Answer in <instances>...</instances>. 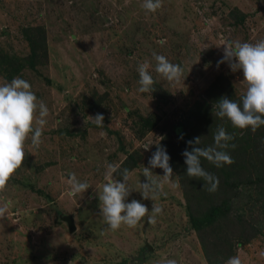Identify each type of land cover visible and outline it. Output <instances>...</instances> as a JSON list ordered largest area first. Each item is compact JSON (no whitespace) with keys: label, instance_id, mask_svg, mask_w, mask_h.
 Segmentation results:
<instances>
[{"label":"rangeland","instance_id":"374dc122","mask_svg":"<svg viewBox=\"0 0 264 264\" xmlns=\"http://www.w3.org/2000/svg\"><path fill=\"white\" fill-rule=\"evenodd\" d=\"M142 3L0 0V83L27 80L49 109L42 143L25 142L24 162L0 192V264H207L188 215L199 218L211 205L227 213L216 221L219 241L209 256L220 264L237 255L242 264H264V126L255 133L234 128L213 109L221 97L240 102L246 91L242 73L217 62L222 39H264V0H162L154 13ZM153 52L182 66L180 81L154 71ZM146 60L155 81L150 95L137 90V67ZM98 113L103 128L88 118ZM220 126L235 136L228 149L235 163L216 168L202 159L219 178L209 193L202 179L186 174L182 152L196 137L211 146ZM158 143L179 187L162 182L166 195L144 199L137 180L145 182L141 167ZM107 163L118 166L117 180L125 168L132 173L126 203L135 199L149 212L162 207L154 223L145 217L115 231L105 223L98 193ZM69 173L91 187L69 195Z\"/></svg>","mask_w":264,"mask_h":264},{"label":"clouds","instance_id":"9594fccd","mask_svg":"<svg viewBox=\"0 0 264 264\" xmlns=\"http://www.w3.org/2000/svg\"><path fill=\"white\" fill-rule=\"evenodd\" d=\"M142 8L149 13H154L162 7V0H143ZM158 43L163 44V41ZM223 58L217 62H227L232 71H239L243 75V81L247 88L240 102L221 97L214 105L216 117L227 119L232 127L241 130L250 129L255 133L264 126V39L255 43L241 42L239 40L222 39ZM155 60L154 71L168 81H180L183 76V68L179 64L170 62L166 56L153 52ZM151 64L145 61L138 65L139 75L138 92L151 94L155 88V81L150 72ZM49 109L47 105L38 100L32 91L31 84L20 78L14 77L10 82L0 83V192L4 191L13 174L19 169L25 160V142L30 138L32 146L39 147L42 143L43 128L47 124ZM97 127L103 128L104 117L96 114L88 117ZM103 134V133H102ZM181 139L183 136L180 137ZM164 137H159V141ZM235 139L234 134L220 126L214 134V143L211 146L201 147V138L196 137L187 141L190 151L186 148L182 152L186 165V174L189 177L200 178L207 185V191L214 193L219 187V178L207 171L202 166V159L216 168L235 163L228 149H235L231 143ZM150 145V144H149ZM149 145L145 146L148 150ZM170 156L166 149L156 144V151L148 160V167H141L146 179L141 183L137 180V189L144 199H159L163 189V183L167 182L172 188L179 184L172 179L173 169L169 163ZM163 170L162 177L156 176L151 169ZM118 166L113 163L106 164L105 183L101 185L98 193L100 211L105 223L113 231L122 226L136 227L145 217L149 223H154L157 215L161 214V206H152L149 212L147 206L133 199L126 203V198L134 190L130 184L131 171L127 168L121 172L122 179L113 178ZM66 184L69 186V195H82L91 185L87 181H80L75 173L67 175ZM0 207V215L5 212ZM264 255V253H262ZM159 264H178L177 260L165 258ZM225 264H242L239 255L229 257Z\"/></svg>","mask_w":264,"mask_h":264},{"label":"trees","instance_id":"16d2710c","mask_svg":"<svg viewBox=\"0 0 264 264\" xmlns=\"http://www.w3.org/2000/svg\"><path fill=\"white\" fill-rule=\"evenodd\" d=\"M260 176L257 175L256 178L258 179V177ZM247 183L250 184L251 180L247 179ZM262 183L264 184V181H262ZM225 211L226 209L222 205H214V206L211 205L206 210V212L203 213L199 218H194L190 214L188 215L190 228L194 230L197 234V237L199 239V245L202 250L203 257L207 264H220L221 263V260L219 261L216 257H210L209 251L212 249V247L216 248L218 246V244L216 245V242L219 241V239L217 238L218 234H214L213 231L216 228L215 226L216 221L226 215L227 212ZM239 216L240 215L235 216L236 221H239ZM254 226L255 227L253 229V234H255L256 230L258 229L257 225H254ZM206 237L209 238L208 241H206L205 239ZM221 241L222 243L225 242L224 239L223 240L221 239ZM245 241H247V239ZM208 248H211V249L208 250Z\"/></svg>","mask_w":264,"mask_h":264},{"label":"water","instance_id":"95a60500","mask_svg":"<svg viewBox=\"0 0 264 264\" xmlns=\"http://www.w3.org/2000/svg\"><path fill=\"white\" fill-rule=\"evenodd\" d=\"M69 229H70V230H72V229H73V228H72V225H70V226H69Z\"/></svg>","mask_w":264,"mask_h":264}]
</instances>
